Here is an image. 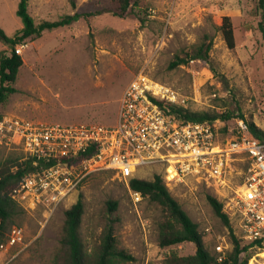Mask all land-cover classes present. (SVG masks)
Wrapping results in <instances>:
<instances>
[{"label":"rangeland","instance_id":"obj_1","mask_svg":"<svg viewBox=\"0 0 264 264\" xmlns=\"http://www.w3.org/2000/svg\"><path fill=\"white\" fill-rule=\"evenodd\" d=\"M18 2L0 0V25L9 36L23 26L17 15ZM111 3L75 0L73 5L71 0H30L29 11L39 22L74 12H93ZM224 16H230L235 27L234 49L228 47L222 32ZM260 19L258 0H141L126 16L103 11L46 30L19 45L23 65L11 83L16 92L0 104V118L115 124L125 88L143 72L175 90L181 100L177 104L193 110L233 111L264 129V37ZM206 35L213 41L211 62L198 59L169 67L176 54L202 42ZM5 49L8 45L0 40V54ZM222 130L225 132V128ZM13 152L26 155L21 144L0 132V159ZM244 165L240 159L233 162L231 185L243 179L240 171ZM155 172L164 173V165L141 167L135 176L150 179ZM167 186L199 224L209 250L225 256L233 248L230 229L214 213L207 195L224 202V194L230 189L193 177ZM80 195L85 203L81 233L91 251L99 249L103 230L112 223L117 247L135 257L118 264H164L171 254L196 253L197 245L190 241L161 246V208L148 197L135 202L127 183L114 173L96 172L51 215L30 199L18 200L23 210L14 225L24 229L27 245L0 247V264H53L61 246L65 211ZM111 201L117 202L113 209ZM229 217L235 233L249 244L236 219ZM218 244L223 252L217 249ZM246 254L251 256L249 264H264V242L251 246Z\"/></svg>","mask_w":264,"mask_h":264},{"label":"built area","instance_id":"obj_2","mask_svg":"<svg viewBox=\"0 0 264 264\" xmlns=\"http://www.w3.org/2000/svg\"><path fill=\"white\" fill-rule=\"evenodd\" d=\"M156 98L181 103L175 90L140 72L123 92L115 124L0 118V132L21 144L39 166L25 174L14 197L30 199L51 215L89 175L111 170L138 202L143 195L130 188V178L141 167L162 164L166 184L193 177L229 188L225 212L236 219L246 240L264 242V140L252 134L242 117L223 132L224 120L184 121L167 113ZM235 159L245 161L243 179L231 185ZM14 245H27L21 226H14L0 247ZM217 249L224 251L221 244Z\"/></svg>","mask_w":264,"mask_h":264},{"label":"trees","instance_id":"obj_3","mask_svg":"<svg viewBox=\"0 0 264 264\" xmlns=\"http://www.w3.org/2000/svg\"><path fill=\"white\" fill-rule=\"evenodd\" d=\"M29 1L19 0L18 2L17 15L22 19L23 26L16 31L14 36H9L0 25V40L9 47L0 54V104L10 94L16 92V88L11 83L17 79L19 69L23 65L22 54L18 51L19 45L25 44L28 39L41 36L46 30L70 25L86 15H99L105 11L118 16H126L138 6L141 0H112L111 5H107L103 9L87 13L74 12L55 20L42 19L39 22L29 11ZM71 3L75 5V0H71ZM258 8L261 12L259 28L264 37V0H258ZM221 28L228 47L234 49L236 47L235 27L230 16H224ZM212 47L213 41L210 40V36L206 35L202 42L193 44L176 54L169 67L176 68L198 59L211 62ZM155 101L167 113L174 114L184 121L211 122L220 118L226 122L225 130L230 125H235L233 118L244 117L243 114H235L233 111L193 110L190 107L166 100L156 98ZM247 122L252 134L264 140V129L254 121L247 120ZM38 167L34 164L33 157H27L23 153L13 152L6 158L0 159V245L7 242L9 234L15 226V219L21 215L23 210L14 194L21 186L25 174ZM100 172L114 173L111 170ZM129 185L133 191L140 192L143 197H148L152 203L161 208L162 214L158 225V239L161 246L165 247L186 241L194 242L197 245L196 253L185 256L171 254L165 258L164 264H249L251 256L246 252L251 246L263 243L261 239H258L247 240L249 244H244L243 238L235 233L230 217L224 210L223 202L216 196L208 194L207 199L214 213L229 227L232 237L233 248L222 259H219L220 255L213 254L205 245L199 224L189 216L181 203L170 192L162 172H155L150 179L133 176L129 180ZM116 205L117 202L111 201V209ZM84 213L85 203L80 195L77 201L65 211L61 246L55 254L53 264H118L120 261L135 259L131 253L117 247L112 223L104 228L99 249L91 251L81 233Z\"/></svg>","mask_w":264,"mask_h":264}]
</instances>
